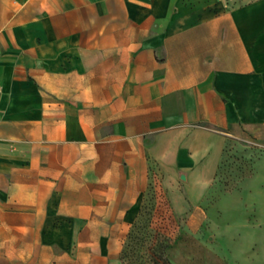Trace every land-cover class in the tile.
Listing matches in <instances>:
<instances>
[{
	"label": "crops",
	"instance_id": "0c3cea01",
	"mask_svg": "<svg viewBox=\"0 0 264 264\" xmlns=\"http://www.w3.org/2000/svg\"><path fill=\"white\" fill-rule=\"evenodd\" d=\"M240 126L264 0H0V264H126L150 174L196 220Z\"/></svg>",
	"mask_w": 264,
	"mask_h": 264
},
{
	"label": "rangeland",
	"instance_id": "374dc122",
	"mask_svg": "<svg viewBox=\"0 0 264 264\" xmlns=\"http://www.w3.org/2000/svg\"><path fill=\"white\" fill-rule=\"evenodd\" d=\"M162 176L150 174L126 264H264V126L235 129L196 220L170 203Z\"/></svg>",
	"mask_w": 264,
	"mask_h": 264
},
{
	"label": "trees",
	"instance_id": "16d2710c",
	"mask_svg": "<svg viewBox=\"0 0 264 264\" xmlns=\"http://www.w3.org/2000/svg\"><path fill=\"white\" fill-rule=\"evenodd\" d=\"M133 225H134V222L132 223V227H133ZM132 230H133V228H132Z\"/></svg>",
	"mask_w": 264,
	"mask_h": 264
}]
</instances>
